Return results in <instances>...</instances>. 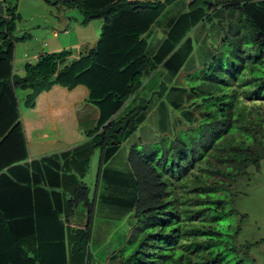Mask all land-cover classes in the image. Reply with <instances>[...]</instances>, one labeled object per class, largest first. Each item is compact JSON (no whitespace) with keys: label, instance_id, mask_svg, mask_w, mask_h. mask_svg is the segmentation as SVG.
Wrapping results in <instances>:
<instances>
[{"label":"trees","instance_id":"1","mask_svg":"<svg viewBox=\"0 0 264 264\" xmlns=\"http://www.w3.org/2000/svg\"><path fill=\"white\" fill-rule=\"evenodd\" d=\"M42 1L78 11L82 26L100 24L94 44L70 61V50L43 53L14 75V44L26 35L12 36L17 5L0 0V264H253L251 244L235 242L246 217L231 204L242 194L237 182L264 158V0ZM198 29L195 40L215 31L220 45L195 67L186 62ZM151 30L162 38L149 54ZM156 70L172 83L157 99L178 97L168 104L184 133L130 141L152 96L119 111ZM182 70L186 85L175 79ZM54 86L84 88L95 125L76 147L28 159L16 91L28 109ZM129 141L128 169L105 167ZM96 149L88 198L82 179ZM96 214L114 220L113 231L127 218L128 234L109 253L90 248Z\"/></svg>","mask_w":264,"mask_h":264},{"label":"rangeland","instance_id":"2","mask_svg":"<svg viewBox=\"0 0 264 264\" xmlns=\"http://www.w3.org/2000/svg\"><path fill=\"white\" fill-rule=\"evenodd\" d=\"M6 1L13 2V4L15 3L17 5L16 12L19 16L12 36L18 38L22 34L26 35L24 40L17 41L14 44L12 61L14 75H19L25 63L32 62L38 55L43 53L57 52L62 49L70 50L71 58L67 60L70 61L76 57L79 51L92 46L98 36L100 21L93 20L87 25L82 26L78 24L80 15L76 10H61L46 5L42 0ZM185 1L188 2L187 0ZM199 32V29L194 30L190 35V39L192 38L191 40H193L194 44L192 54L186 62L188 64L191 60L188 64L189 66L194 65L197 67L201 65V57H210L211 54L209 53L212 51L211 46H214L218 34L215 31H210L207 33L206 38L195 40L193 37L199 36ZM161 38L162 32L158 30L148 37L149 54L156 50ZM157 71L160 73V70H156L143 81L140 88L131 98L127 99L119 111L121 115H124L132 111L141 100H149L152 96L150 99L152 101L147 106V111L143 114L144 121L138 126L130 141L138 139L152 141L158 138L160 140V138L171 137L173 132L179 134L184 133L182 119L179 118L178 113L170 110L168 104L169 101L177 99L178 97L167 91L162 95L161 100L157 99V93L161 94L164 87L172 86V83L167 81V76L165 74L160 75ZM197 71L198 69L196 68L191 69L189 73L190 77L196 76ZM183 72L186 71H180L175 79L177 83L186 85V80L184 81L183 78L187 73ZM162 85L164 87H161ZM58 89V93L52 91L45 97H42V101L49 99V101L57 104L56 106L59 107L57 115L54 116L56 120H51L46 123L42 117V112L40 111L42 109L40 106L37 104L34 109H25L22 101L26 92L16 91L20 121L22 122L25 117H29L31 120L30 127L26 124L27 132L25 136L28 159H37L45 155L60 153L76 147L84 141L85 137L83 132L91 130L95 125L97 109L84 101L86 99V90L84 88L76 87L73 91H66L62 88ZM179 99L184 101V98L181 96ZM161 106H165V110L161 111ZM64 112H67L66 122H62L65 118L63 115ZM161 119L166 120L168 124L165 128L159 127L164 132H167L164 134L158 133L159 128L156 124ZM179 123L181 127L178 126ZM43 132L47 133L46 137L42 136ZM37 140L40 143H36ZM130 141L120 145L115 156L106 163L105 167L114 170L128 169L126 157L133 144ZM98 158L99 151L96 149L90 157L88 170L82 179L88 187V198L91 197V191L96 181ZM247 172L248 176L240 179L236 184V191L242 194H239L231 204L233 209L246 217L240 226L235 242L238 245L251 244L247 263L264 264V158L259 162L258 169L255 170L249 167ZM97 216L98 214L94 218L90 248L91 250H97V254L109 253L118 247V243L123 239L122 236L128 234L126 232L127 227L125 226L127 218L120 217L118 219L120 220L118 227L113 231L111 227L113 226L112 222L114 220L105 214L99 217ZM96 218H100L101 220L97 221ZM103 220L110 222L109 226H99L97 222ZM103 254L97 255L98 258Z\"/></svg>","mask_w":264,"mask_h":264},{"label":"crops","instance_id":"3","mask_svg":"<svg viewBox=\"0 0 264 264\" xmlns=\"http://www.w3.org/2000/svg\"><path fill=\"white\" fill-rule=\"evenodd\" d=\"M206 31V30H205ZM206 36H207V33H203L202 32V34H201V36H200V39H202V38H206ZM219 34H217V36H216V40H215V43H214V46H211L212 48L214 47V48H217L219 45H220V43H219ZM211 48V49H212ZM213 50V49H212ZM208 53V52H207ZM22 75V72L19 74V76H21ZM58 88H60V87H57V86H54V87H52L51 89H50V91H48L47 93H42V94H40V95H38V97L35 99V102H34V106L32 107V108H29V109H34L35 107H36V105L38 104L39 106H40V108L42 109V110H40L41 112H42V117H43V119H44V122L46 123V122H48V121H51V120H56L55 118H54V116L55 115H57V112L59 111V107L58 106H56L57 104H54L53 102H51V101H49V99H45V100H43L42 101V97H45L48 93H51L52 91H55V92H57L58 93V91H59V89ZM74 90V89H73ZM73 90H71V91H73ZM85 90V89H84ZM67 91V90H66ZM71 104V103H70ZM69 109V108H68ZM66 110V109H65ZM66 111H68V110H66ZM69 113V112H68ZM64 116H65V118L63 119V121L62 122H66V120H67V118H66V116H67V112L65 113L64 112V114H63ZM69 115L71 116V114L69 113ZM21 122V121H20ZM26 124L27 125H29V127H30V124H31V120L29 119V117H25V119L21 122V125H22V130H23V134H24V139H25V141H26V138H25V136H26V132H27V128H26ZM42 136L43 137H46L47 136V133L46 132H43L42 133ZM30 138V137H29ZM83 142V141H82ZM81 142V143H82ZM36 143H40L38 140H37V142ZM80 143V144H81Z\"/></svg>","mask_w":264,"mask_h":264},{"label":"water","instance_id":"4","mask_svg":"<svg viewBox=\"0 0 264 264\" xmlns=\"http://www.w3.org/2000/svg\"><path fill=\"white\" fill-rule=\"evenodd\" d=\"M0 14H2V8H1V6H0Z\"/></svg>","mask_w":264,"mask_h":264},{"label":"clouds","instance_id":"5","mask_svg":"<svg viewBox=\"0 0 264 264\" xmlns=\"http://www.w3.org/2000/svg\"><path fill=\"white\" fill-rule=\"evenodd\" d=\"M188 2H191V1H193V0H187Z\"/></svg>","mask_w":264,"mask_h":264}]
</instances>
